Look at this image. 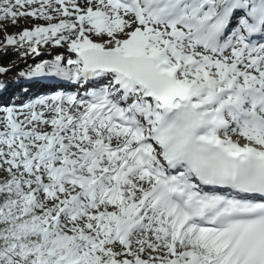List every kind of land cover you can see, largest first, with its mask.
<instances>
[{"label":"snow or ice","instance_id":"obj_1","mask_svg":"<svg viewBox=\"0 0 264 264\" xmlns=\"http://www.w3.org/2000/svg\"><path fill=\"white\" fill-rule=\"evenodd\" d=\"M0 31L53 88L0 107V264H264V0H0Z\"/></svg>","mask_w":264,"mask_h":264},{"label":"trees","instance_id":"obj_2","mask_svg":"<svg viewBox=\"0 0 264 264\" xmlns=\"http://www.w3.org/2000/svg\"><path fill=\"white\" fill-rule=\"evenodd\" d=\"M11 28L12 27H9L8 31L11 30ZM12 32H14V31H9V33H12ZM3 35H4V33L2 31H0V38H2ZM19 58L20 57L17 54H15L14 52H12L11 50H9L7 55L0 53V66L9 67V66L13 65L16 61H18ZM3 76L0 75V84H3L2 83ZM9 77H10V75H7L5 77L6 81L9 82V86L0 88V95L4 93L6 95L5 97H7V99L9 101L17 103L18 101H20L21 94L16 89L13 92H11L12 91L11 89H8L12 85ZM7 89H8V93H5Z\"/></svg>","mask_w":264,"mask_h":264},{"label":"rangeland","instance_id":"obj_3","mask_svg":"<svg viewBox=\"0 0 264 264\" xmlns=\"http://www.w3.org/2000/svg\"><path fill=\"white\" fill-rule=\"evenodd\" d=\"M24 25H23V23H21V27H23ZM9 31H14V32H18L19 31V29H17V28H11V30H9ZM8 31V32H9ZM49 51H52L53 52V50H51V49H45V53H47V52H49ZM47 54H45V55H43L42 57H44V56H46ZM38 58V57H37ZM51 57L49 56V55H47V58L46 59H50ZM39 59V58H38ZM24 65V63H18L17 65H15L14 67H17V69L19 68V67H22ZM13 66V65H12ZM12 67H10V69H11ZM15 79H17V81H23V79H18V74H17V77L15 78ZM34 98V97H33ZM4 104H6V102H4L0 107H5V106H9V105H4Z\"/></svg>","mask_w":264,"mask_h":264},{"label":"bare ground","instance_id":"obj_4","mask_svg":"<svg viewBox=\"0 0 264 264\" xmlns=\"http://www.w3.org/2000/svg\"><path fill=\"white\" fill-rule=\"evenodd\" d=\"M51 50H53V52L55 51V49H51ZM40 58H42V59H46L47 58V55L46 56H44V57H40ZM44 84H46V85H48V91L49 92H53V88H52V86L48 83V82H46V81H42ZM67 91H69V92H73V91H75V89H67Z\"/></svg>","mask_w":264,"mask_h":264}]
</instances>
